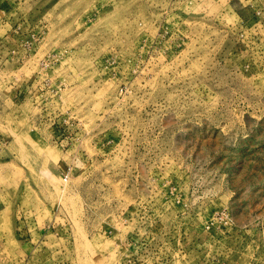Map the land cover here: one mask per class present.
Here are the masks:
<instances>
[{
  "label": "rangeland",
  "instance_id": "374dc122",
  "mask_svg": "<svg viewBox=\"0 0 264 264\" xmlns=\"http://www.w3.org/2000/svg\"><path fill=\"white\" fill-rule=\"evenodd\" d=\"M0 264H264V0H0Z\"/></svg>",
  "mask_w": 264,
  "mask_h": 264
},
{
  "label": "built area",
  "instance_id": "2783aa9c",
  "mask_svg": "<svg viewBox=\"0 0 264 264\" xmlns=\"http://www.w3.org/2000/svg\"><path fill=\"white\" fill-rule=\"evenodd\" d=\"M69 180V176L64 177V182H67Z\"/></svg>",
  "mask_w": 264,
  "mask_h": 264
},
{
  "label": "bare ground",
  "instance_id": "6f19581e",
  "mask_svg": "<svg viewBox=\"0 0 264 264\" xmlns=\"http://www.w3.org/2000/svg\"><path fill=\"white\" fill-rule=\"evenodd\" d=\"M19 143H20V140H19Z\"/></svg>",
  "mask_w": 264,
  "mask_h": 264
}]
</instances>
